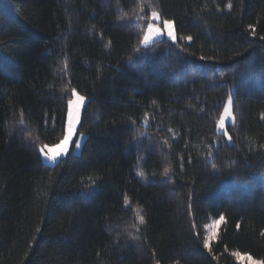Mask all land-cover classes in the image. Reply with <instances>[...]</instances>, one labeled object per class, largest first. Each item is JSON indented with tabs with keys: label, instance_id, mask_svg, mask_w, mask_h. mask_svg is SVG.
Returning <instances> with one entry per match:
<instances>
[{
	"label": "trees",
	"instance_id": "1",
	"mask_svg": "<svg viewBox=\"0 0 264 264\" xmlns=\"http://www.w3.org/2000/svg\"><path fill=\"white\" fill-rule=\"evenodd\" d=\"M262 37L264 0H0V264H264Z\"/></svg>",
	"mask_w": 264,
	"mask_h": 264
},
{
	"label": "snow or ice",
	"instance_id": "2",
	"mask_svg": "<svg viewBox=\"0 0 264 264\" xmlns=\"http://www.w3.org/2000/svg\"><path fill=\"white\" fill-rule=\"evenodd\" d=\"M229 8H231V4L228 5ZM154 20H159V14L156 12H153L152 14ZM163 26L165 29H167V35L169 38H171L173 41L176 40V36L174 34V22L170 20H164ZM162 34V30L160 28H154L152 24L148 25L147 34L144 35L142 43L145 45L148 44L150 40L153 39L154 36H158ZM187 39L191 40V37H187ZM264 39V37H262ZM74 95H76L75 101H69V108H68V116H67V124L64 128L62 138L59 140V142L51 147L45 145L40 148V152L47 158L52 161H56V159L66 154L69 144L74 143L77 147H79V142L74 139V136L76 135V127L79 122V110L81 104L84 102L85 97L77 95L75 92H73ZM231 97L229 98L228 105L224 108V114L220 117L219 120V127L221 129L224 128L225 125V119L226 117L231 116ZM225 135H227V132H225ZM231 137L229 136V140ZM165 173H167V169L165 170ZM143 175V173H140ZM140 223H144L143 216L138 217ZM221 220H223V217H221ZM204 247H209V241L206 239L204 243ZM236 255H239L238 253ZM249 261H252L251 256L246 257ZM253 264H256V262H253Z\"/></svg>",
	"mask_w": 264,
	"mask_h": 264
},
{
	"label": "rangeland",
	"instance_id": "3",
	"mask_svg": "<svg viewBox=\"0 0 264 264\" xmlns=\"http://www.w3.org/2000/svg\"><path fill=\"white\" fill-rule=\"evenodd\" d=\"M154 12H156V13L159 14V20H154V19H153V16H152L153 12H152V13H151V16H150V18H149V23H148V25H149V24H152V26H153L154 28H160V29L162 30V34H161V35H158V36H154L153 39L150 40V41L148 42V44H146V45H145L144 43H142L143 46H149V45L153 44L155 41L160 40V39H169V40L173 41L171 38L168 37V35H167V29H165L164 26H163V21H164V20H170V19H164V18L161 16V14H160L159 11H154ZM170 21H172V20H170ZM173 22H174V21H173ZM147 30H148V26H147V29H146V31H145V35L147 34ZM173 31H174V34H175V36H176V40H175V41H177V39H178V35H177V30H176L175 23H174V29H173ZM75 93H76L77 95H79V96H83V95H81V94L78 93V92H75ZM83 97H85V96H83ZM75 100H76V95H73V97H72V99H71L70 101H75ZM86 100H87V99H86V97H85L84 102H83V103L81 104V106H80V110H79V122H78L77 127H76V135L74 136V139H75L76 141L79 142V145H80V146L77 147L76 144H74V143H70V144H69V147H68V150H67V152H66V154L59 156V157L56 159V161H52V160H50V159H47V158L41 153V155H42V159L44 160L45 163H47V164H49V165H55V164H57L62 158L68 156L71 152H74V153H77V154H79V153L81 152L86 136H85L84 133H81V132L79 131V128H80L81 119H82V113H83V109H84V105H85V103H86ZM228 101H229V98H228V100L226 101L225 106L228 105ZM231 102H232V103H231V109H230V110H231V116H230V117H226V119H225V125H224V128H223V129H221V128L219 127V121H218V131L221 132V133H224V134H225V132H227V135H226V136H227V139L229 140V136L231 137V139L229 140L230 142H232L233 139H232L231 134H230L229 131H228V125H229L230 123H233L234 120H235V116H234V112H233V101H232V98H231ZM225 106H224V108H225ZM68 108H69V104H68ZM223 114H224V109H223L222 115H223ZM67 116H68V113H67ZM219 120H220V119H219ZM66 124H67V123H66ZM47 146L51 147V146H53V145H47ZM218 226H219V221H214V222H212V223L210 224V226H209V232H210V235H211L212 237L215 236V234H216V232H217V229H218ZM247 256H250V255H247V254H239V255H237L238 260H239L242 264H253V262H256V264H263L261 261L256 260V259H254L253 257H252V261H249V260L246 258Z\"/></svg>",
	"mask_w": 264,
	"mask_h": 264
}]
</instances>
